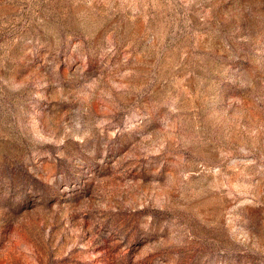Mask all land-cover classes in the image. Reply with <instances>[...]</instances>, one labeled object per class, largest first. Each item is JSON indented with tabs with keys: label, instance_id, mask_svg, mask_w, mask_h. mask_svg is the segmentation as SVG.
I'll return each mask as SVG.
<instances>
[{
	"label": "rangeland",
	"instance_id": "rangeland-1",
	"mask_svg": "<svg viewBox=\"0 0 264 264\" xmlns=\"http://www.w3.org/2000/svg\"><path fill=\"white\" fill-rule=\"evenodd\" d=\"M0 264H264V0H0Z\"/></svg>",
	"mask_w": 264,
	"mask_h": 264
}]
</instances>
